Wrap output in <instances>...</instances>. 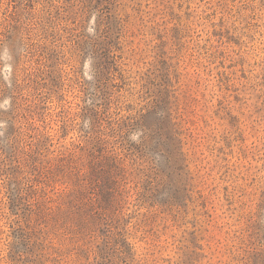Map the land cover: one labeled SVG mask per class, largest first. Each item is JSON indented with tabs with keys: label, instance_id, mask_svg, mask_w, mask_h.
Here are the masks:
<instances>
[{
	"label": "rangeland",
	"instance_id": "1",
	"mask_svg": "<svg viewBox=\"0 0 264 264\" xmlns=\"http://www.w3.org/2000/svg\"><path fill=\"white\" fill-rule=\"evenodd\" d=\"M0 264H264V0H0Z\"/></svg>",
	"mask_w": 264,
	"mask_h": 264
}]
</instances>
